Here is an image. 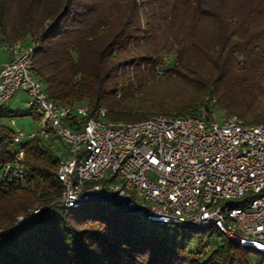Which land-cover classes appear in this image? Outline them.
<instances>
[{
  "label": "trees",
  "instance_id": "obj_1",
  "mask_svg": "<svg viewBox=\"0 0 264 264\" xmlns=\"http://www.w3.org/2000/svg\"><path fill=\"white\" fill-rule=\"evenodd\" d=\"M1 39L36 43L33 73L59 105L103 106L110 120L202 107L209 117L220 110L264 123V0H0ZM165 83L174 99L146 96ZM0 122L1 165L13 157L14 130ZM24 148L28 182L0 183V264H264L263 253L216 230L169 233L116 207L133 222L78 206L11 227L56 203L62 188L54 145L35 135Z\"/></svg>",
  "mask_w": 264,
  "mask_h": 264
},
{
  "label": "built area",
  "instance_id": "obj_2",
  "mask_svg": "<svg viewBox=\"0 0 264 264\" xmlns=\"http://www.w3.org/2000/svg\"><path fill=\"white\" fill-rule=\"evenodd\" d=\"M0 43L7 54L0 62V107L22 91L28 96L24 113L39 115L37 130L14 131L17 147L0 165V183L28 182L24 145L38 135L59 155L61 194L49 213L111 204L169 233L209 228L264 254V123H246L234 113L216 119L202 107L197 114L110 120L103 106L91 112L85 102L59 105L33 73L36 43ZM41 209L13 225L33 223Z\"/></svg>",
  "mask_w": 264,
  "mask_h": 264
},
{
  "label": "rangeland",
  "instance_id": "obj_3",
  "mask_svg": "<svg viewBox=\"0 0 264 264\" xmlns=\"http://www.w3.org/2000/svg\"><path fill=\"white\" fill-rule=\"evenodd\" d=\"M256 2H260L261 0H255ZM6 51L2 48V45L0 43V62L3 61L6 58ZM241 60V59H240ZM243 60V59H242ZM255 61V60H253ZM170 62V60H169ZM264 80V77H263ZM171 90H173L167 83L165 84H152L149 88L148 93L146 96L151 99H164L170 101L171 99H174L171 93ZM28 100V96L25 92L22 91H16L9 100L5 103V106L0 109V116L2 118V121L8 125L14 130L19 131L23 130L25 133L30 131L37 130V126L32 119V116L30 114L24 113V110L26 109V102ZM201 107V105H198ZM257 109H264V94H259V98L257 101ZM223 111L217 110L214 114V117L216 119H219V117L223 114ZM234 114H237L242 118L241 115H239L236 112H232ZM253 113V112H252ZM13 121V123H11ZM17 147L16 144H14V149ZM57 151V146H54ZM58 153V151H57ZM99 209L107 216H114L117 217L123 221H127L132 223L133 221L130 220V216L123 212H116L115 208L111 204H102L99 202H88L84 203L81 206L77 208L78 211L82 212L85 210H95ZM60 210V208L58 209ZM138 224L141 222L140 219H136Z\"/></svg>",
  "mask_w": 264,
  "mask_h": 264
},
{
  "label": "water",
  "instance_id": "obj_4",
  "mask_svg": "<svg viewBox=\"0 0 264 264\" xmlns=\"http://www.w3.org/2000/svg\"><path fill=\"white\" fill-rule=\"evenodd\" d=\"M51 204H52V203H51ZM49 205H50V204H49ZM49 205H48V206H49ZM38 206L42 207L43 205H42V206H41V205H38ZM48 206H43V209H41L40 212H38V214H37V216H36L35 219H37V217L39 216V214H40L43 210H47V211H48ZM35 207H37V206H34L33 208H35ZM33 208L29 209V210H28L27 212H25V213H22V214L17 215V216L15 217V219L13 220V222H12V224H11V227L18 228V227H21V226H23V225H25V224H29V223L27 222V223L19 224L18 226L13 225L14 221L16 220V218H17L18 216H20V215H25V214L30 213V212L32 211ZM0 229H3V232L1 233V238H2V234L5 232V229H4V228H0Z\"/></svg>",
  "mask_w": 264,
  "mask_h": 264
}]
</instances>
